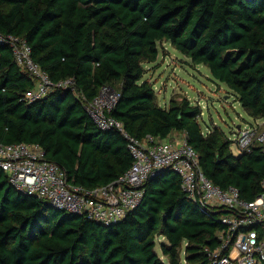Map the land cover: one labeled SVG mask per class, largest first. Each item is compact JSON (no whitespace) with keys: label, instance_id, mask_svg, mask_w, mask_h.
<instances>
[{"label":"trees","instance_id":"1","mask_svg":"<svg viewBox=\"0 0 264 264\" xmlns=\"http://www.w3.org/2000/svg\"><path fill=\"white\" fill-rule=\"evenodd\" d=\"M9 36L30 44L54 82L72 84L28 101L35 81L0 42L1 144L40 145L72 186H109L133 158L126 137L101 129L87 105L111 87L120 98L109 115L129 134H183L216 186L237 188L245 202L263 194L264 144L235 156L223 129L204 133L200 105L184 98L161 107L143 79L168 43L206 66L251 118H264V0H0V37ZM143 192L121 223L105 226L19 192L0 168V264H211L232 212L193 202L172 171L149 178Z\"/></svg>","mask_w":264,"mask_h":264},{"label":"built area","instance_id":"2","mask_svg":"<svg viewBox=\"0 0 264 264\" xmlns=\"http://www.w3.org/2000/svg\"><path fill=\"white\" fill-rule=\"evenodd\" d=\"M3 41L10 43L18 66L35 81V87L26 93L28 101L40 100L56 88L72 84L70 80L54 82L34 61L32 47L24 38L0 37V42ZM119 98L117 91L104 87L87 105L101 129H117L128 140L133 165L118 181L94 190L72 186L65 172L46 159L44 149L38 144L0 143V168L19 192L105 226L121 222L138 207L144 195V183L155 170L170 169L180 176L182 189L193 202L203 207H224L232 212L223 218L227 229L220 235L221 248L211 254V264H264V192L255 201L245 202L237 188L223 190L216 186L202 172L199 154L185 135L176 141L160 140L152 135L142 141L132 136L121 121L109 115ZM237 130L235 140L230 138L232 152L233 145L243 153L251 151L255 143L264 144V118L254 119L252 124L246 123Z\"/></svg>","mask_w":264,"mask_h":264},{"label":"rangeland","instance_id":"3","mask_svg":"<svg viewBox=\"0 0 264 264\" xmlns=\"http://www.w3.org/2000/svg\"><path fill=\"white\" fill-rule=\"evenodd\" d=\"M158 49L157 61L145 64L143 80L154 85L159 106L168 108L173 99H188L193 105H200L203 110L199 122L204 132L219 127L232 140L237 137L239 125L254 122L235 94L225 84L215 80L206 66L195 65L171 44L161 43ZM182 138L183 134L177 133L168 140ZM232 148L235 156L241 155V150L235 145ZM163 259L166 260V257Z\"/></svg>","mask_w":264,"mask_h":264},{"label":"water","instance_id":"4","mask_svg":"<svg viewBox=\"0 0 264 264\" xmlns=\"http://www.w3.org/2000/svg\"><path fill=\"white\" fill-rule=\"evenodd\" d=\"M240 125L238 126V129H240ZM166 171H171L170 169H157V170H155L151 175H150V178L151 177H153V176H155V175H157V174H160V173H163V172H166ZM173 173H176V172H174V171H172ZM33 197H36V196H33ZM119 223H121V222H118L117 224H119ZM114 225H116V224H114Z\"/></svg>","mask_w":264,"mask_h":264},{"label":"crops","instance_id":"5","mask_svg":"<svg viewBox=\"0 0 264 264\" xmlns=\"http://www.w3.org/2000/svg\"><path fill=\"white\" fill-rule=\"evenodd\" d=\"M176 134H177V133L172 134V135L170 136V138L174 137Z\"/></svg>","mask_w":264,"mask_h":264}]
</instances>
